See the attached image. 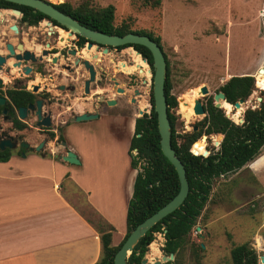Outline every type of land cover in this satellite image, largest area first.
Instances as JSON below:
<instances>
[{"label": "rangeland", "instance_id": "1", "mask_svg": "<svg viewBox=\"0 0 264 264\" xmlns=\"http://www.w3.org/2000/svg\"><path fill=\"white\" fill-rule=\"evenodd\" d=\"M47 1L53 4L68 2L73 7L87 1L94 9L111 4L114 6V25L125 23L131 29H143L159 37L162 50L169 61L170 92L177 101V105L171 111L176 117L175 129L180 134L195 130L196 124L205 116L195 114L193 111V115L188 118L180 110V103L190 102L193 91L203 85L207 87L208 93L206 95L198 93L196 98L205 107L209 98L214 104L213 95L228 78L251 75L254 77V88L242 103L240 119L243 118L246 108L258 107L260 103L259 97L264 94V89L256 87L255 75L260 69L264 70V0ZM84 51L95 53V48ZM97 55V58L89 56L88 59H103L107 66H112V74L124 86V81L127 80L124 75L117 72L118 66H114L110 59H116L115 62L129 61L133 57L131 49L127 48L122 52L113 49L109 54L98 52ZM131 83L144 94L146 85L143 81L140 82L139 77L133 79ZM127 94H130V91ZM139 99L142 101L138 103L139 107L146 105L142 98ZM135 108L134 105L132 110ZM232 108L234 109L233 105ZM110 111L112 114L117 113V108L111 106ZM222 111L234 123H241L240 119L233 120L230 114L223 109ZM135 118L137 116L133 115L122 123H112L111 127L123 138L129 132ZM105 124L110 127L102 121L98 124L99 129L105 127ZM0 126L13 134L14 130L8 123L0 121ZM25 126L27 131L21 135L20 140H25L33 146L47 140L44 149L47 151L50 149L58 154L68 150V145L65 148L61 145L65 137L63 128L60 127L58 130L53 118L47 133H53L54 137H44L37 128H30L27 124ZM58 134L62 140L57 138ZM217 137L216 134L200 137L207 152L219 148L221 138L218 142ZM18 147L17 145L13 151H18ZM124 148L122 143L116 145L112 144V141L103 143L93 138L86 141V149L90 153L94 152L97 158L101 155L102 160H99L103 163L114 164L115 161L118 164L122 163ZM132 155H136V150L132 151ZM141 163L142 161L137 164V169H140ZM67 197L95 226L107 228L88 206L82 192L71 189L67 192ZM115 226L118 229L122 226L118 217L115 218ZM123 236L124 234L116 235V243H119ZM243 243L255 250L258 264H261L260 256L264 255V147L242 168L213 179L208 201L197 217L195 225L182 238L180 247L172 258V264H232L230 250L234 245ZM163 245L162 234L154 233V240L148 245L144 256L148 262L160 260L163 264L168 261L162 258L168 257L161 251ZM154 252H158L161 257H155Z\"/></svg>", "mask_w": 264, "mask_h": 264}, {"label": "trees", "instance_id": "2", "mask_svg": "<svg viewBox=\"0 0 264 264\" xmlns=\"http://www.w3.org/2000/svg\"><path fill=\"white\" fill-rule=\"evenodd\" d=\"M159 2V1H156ZM55 7H68L66 14L82 21L90 29L106 34L123 35L127 32L144 34L156 41L160 46L159 37L143 29H131L128 24L116 26L113 24L114 6L109 4L100 8H91L89 2L79 4L78 8L68 2L54 4ZM0 7H22L21 5L0 0ZM90 7V8H89ZM148 59L152 67V54L148 48L139 44H132ZM120 47V46H119ZM162 48V46H161ZM166 59V79L164 92L167 101V116L171 126V146L175 154L182 161L189 183V192L183 203L159 220L133 247L127 264H142L148 245L154 240V233L159 232L164 237L163 251L166 255L175 254L180 242L195 225L197 217L208 201L214 178L234 172L252 161L264 147V94L258 107L246 108L243 112V122L236 124L227 118L221 108H217L209 98L205 104V116L196 124V129L178 133L175 129L176 117L171 111L177 105L171 94V80L169 61ZM254 88V77L251 75L231 76L219 88L225 99L234 103L238 99L246 100ZM13 96V93H10ZM153 102V99H151ZM14 125L20 127L16 120ZM216 134L221 138L219 148L206 151L202 146V135ZM54 137L53 133H50ZM62 140L61 135L58 137ZM160 136L157 129L156 113L151 111L145 117H138L134 121V132L130 140L128 153L130 165L137 169L133 183V191L128 201L126 211V232L117 245H112V226L106 229L93 224L99 232L100 257L95 264H114L113 258L129 232L143 219L157 211L167 203L179 190V180L174 166L162 154ZM136 150V155L132 151ZM12 150H0V161H7ZM99 221L102 219L96 215ZM232 264H258L254 249L246 243L234 245L230 250ZM170 261L165 264H170Z\"/></svg>", "mask_w": 264, "mask_h": 264}, {"label": "crops", "instance_id": "3", "mask_svg": "<svg viewBox=\"0 0 264 264\" xmlns=\"http://www.w3.org/2000/svg\"><path fill=\"white\" fill-rule=\"evenodd\" d=\"M60 110L55 109L54 115ZM72 110L76 114L92 113L93 106L88 102ZM70 112L67 110L64 117ZM59 120L62 119L55 123L63 128V148L68 145L79 164L61 160V154L50 149L27 151L24 155L12 150L7 161H0V264H95L98 261L99 232L70 202L67 192L71 189L82 192L92 211L104 224L114 228L112 245L118 244L116 235H125L126 211L137 172L130 165L128 153L134 122L121 138L111 127L112 123L124 122L121 117L102 116L79 122L71 119L67 124ZM102 121L111 128L105 124L99 129ZM91 138L103 143H122L125 146L122 163L100 162L101 155L97 158L86 149V141ZM116 217L122 223L119 229L115 226Z\"/></svg>", "mask_w": 264, "mask_h": 264}, {"label": "flooded vegetation", "instance_id": "4", "mask_svg": "<svg viewBox=\"0 0 264 264\" xmlns=\"http://www.w3.org/2000/svg\"><path fill=\"white\" fill-rule=\"evenodd\" d=\"M21 6L0 7V121L8 123L14 130L13 134H10L0 126V138L6 135L12 136V140L19 146L17 150L25 154L29 149L18 144L22 141L21 135L27 131L25 124L30 128H37L44 137L48 138L51 136L47 133L48 127L39 123L48 117L50 122L52 118L54 121L60 118L62 120H59V123L67 124L75 115L81 114H76L72 108L88 102L93 106L92 114L96 115L95 118L105 116L126 119L133 115L138 118V114L139 117H145L150 113L153 107L151 101L153 99V67L140 50L132 44L119 47L90 41L49 15L29 6ZM55 8L66 14L68 7ZM70 8L73 10L78 7ZM12 10H17L18 13ZM70 16L83 25L82 21ZM88 42L92 43L89 49ZM8 45L11 46L12 51ZM93 47L95 53L84 51ZM104 48L107 49L104 54H109L113 49L122 52L127 48H130L132 52H138H136L138 58L135 62L133 57L129 61L115 62L116 59H110L114 66H118L117 72L124 75L127 80L124 81V86L112 74L111 65L107 66L103 59H88L89 56L97 58V53L102 52ZM17 55L20 56L16 57ZM85 61L93 67L92 80H90V72L85 66ZM138 77L140 82L143 81L146 85L144 94L131 85L133 79ZM87 80H89L88 92H85ZM129 91L130 94H127ZM10 93H13V96ZM139 98H142L146 105L139 107L138 103L142 102ZM38 101L41 103L40 106ZM111 101L113 104H109ZM134 105L136 108L132 110ZM111 106L117 108V113H111ZM19 108H24L22 115ZM55 109L60 110L56 113L57 116L54 115ZM67 110L71 112L64 117ZM16 120L21 124L20 127L14 125ZM59 128L58 126L57 129ZM59 136L58 134L57 138ZM43 141L42 150L47 143V140ZM168 261L171 262L170 264L173 263L172 259Z\"/></svg>", "mask_w": 264, "mask_h": 264}, {"label": "water", "instance_id": "5", "mask_svg": "<svg viewBox=\"0 0 264 264\" xmlns=\"http://www.w3.org/2000/svg\"><path fill=\"white\" fill-rule=\"evenodd\" d=\"M19 5H25L34 8L35 10H39L44 14L49 15L51 18L55 19L59 23L65 25L66 27L70 28L71 30L75 31L76 33L84 36L86 39L90 41H94L96 43L102 45H111V46H120L125 44H139L143 45L149 49L152 54V81H153V109L156 113L157 117V129L160 136V148L162 154L168 159V161L174 166L175 171L178 176L179 180V190L178 192L162 207H160L157 211L143 219L140 223H138L127 235L119 249L116 251L113 263L114 264H127V258L129 257L133 247L138 243V241L155 225L159 220L163 217L168 215L169 213L173 212L177 209L186 198L189 192V183L186 176L185 167L179 157L175 154V150L171 146V126L167 116V101L164 92V84L166 79V59L164 56V52L161 46L151 39L149 36L144 34H137L134 32H127L123 35L118 34H106L98 30L90 29L82 24H80L77 20L73 19L70 15L61 12L60 10L56 9L53 3H50L46 0H5ZM14 13H18L17 10H12ZM92 43L88 42L87 48L91 47ZM10 51H12L11 46L8 45ZM103 53L107 52V49L104 48L102 50ZM137 52V51H136ZM138 53V52H137ZM17 55L16 57H19ZM85 66L90 72V80L94 78V70L92 65H90L87 61H85ZM263 69H260L262 71ZM89 80L86 81L85 84V92H88L87 85ZM199 93L206 95L208 93V89L205 85L201 86L199 89ZM214 99V106L217 108H221L220 104L217 100L221 99L225 102H228L225 99L224 93L222 91H218L213 95ZM261 97H259V102ZM245 100L238 99L234 103L229 104L233 105L234 108L241 107L240 105L244 103ZM40 101H38V105L40 106ZM109 104H113L111 101ZM24 108H19V112L22 115ZM193 111L195 114L198 115H205V108L202 102L195 98ZM228 116V115H226ZM96 115L92 113H81L75 115L73 120L76 122L85 121L95 118ZM240 122H243V118L240 119ZM43 126H50L51 122L50 119L47 117L45 121L39 123V125ZM3 135V134H2ZM13 137L6 135L5 137L0 138V150L5 149H13L17 142L12 140ZM21 147L29 149V151L39 152L43 149L44 141L40 142L36 146H31L27 141H20L18 143ZM62 146H65V142H61ZM207 151L204 152L206 154ZM24 155V153H23ZM60 159L70 163V164H79L80 161L76 154L71 151L67 150L65 154L59 155ZM163 251V248H161ZM163 259H172L173 254L171 253L168 257L163 256ZM142 264H161L160 260H155L153 262H148L147 258H143L141 261ZM260 263H264V255L260 256Z\"/></svg>", "mask_w": 264, "mask_h": 264}, {"label": "bare ground", "instance_id": "6", "mask_svg": "<svg viewBox=\"0 0 264 264\" xmlns=\"http://www.w3.org/2000/svg\"><path fill=\"white\" fill-rule=\"evenodd\" d=\"M2 14V13H1ZM138 57V54L136 52H133V61L136 60V58ZM255 85L256 87L259 89H264V70L263 71H260L258 72L256 75H255ZM198 89H195L191 95V99H195L198 95ZM192 100L190 102H183V103H180V110L184 113L183 115H185V117H190L191 115H193V105H192ZM217 102L220 104L221 108L228 114L231 115L232 119L233 120H236V121H239L240 119V116L242 114V108L239 107V108H232V105L229 104L228 102H225L224 100H217ZM243 104H241L240 106H242ZM217 141L219 142L220 141V138L217 137ZM159 249V248H158ZM156 249V250H158ZM153 252V251H152ZM156 254H153V255H156L155 257H159L160 255L157 254L158 252H154ZM151 257V256H150ZM161 257V256H160ZM264 264V263H263Z\"/></svg>", "mask_w": 264, "mask_h": 264}]
</instances>
